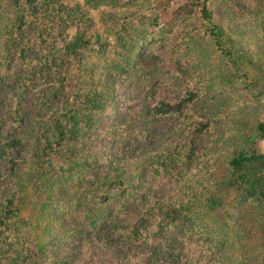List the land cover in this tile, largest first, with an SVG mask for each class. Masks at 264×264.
Segmentation results:
<instances>
[{
    "label": "trees",
    "instance_id": "1",
    "mask_svg": "<svg viewBox=\"0 0 264 264\" xmlns=\"http://www.w3.org/2000/svg\"><path fill=\"white\" fill-rule=\"evenodd\" d=\"M148 1L0 0V264H264V0Z\"/></svg>",
    "mask_w": 264,
    "mask_h": 264
},
{
    "label": "rangeland",
    "instance_id": "2",
    "mask_svg": "<svg viewBox=\"0 0 264 264\" xmlns=\"http://www.w3.org/2000/svg\"><path fill=\"white\" fill-rule=\"evenodd\" d=\"M67 1L70 4H74V3L81 4L83 2V0H67ZM126 1L127 0H120V2H126ZM184 1L185 0H149L148 3L146 4V6H148L146 7V12L147 14H149V16H154V14L155 15L157 14L159 22L162 23L166 19L169 18L172 9L175 7V4L181 3ZM130 9H131L130 7H121L120 10L129 11ZM110 10H111L110 7H100L99 9L92 11L91 17L94 20L95 24L99 25L98 18L100 16V12L107 11V13H114V9H112L111 11ZM230 12H231V8L225 4L221 5L219 11L217 10V7H216V17L221 21L223 20L221 19L222 16H225L224 20H227ZM236 12L240 14L239 11H236ZM149 16H147L146 19H149ZM259 147H260V150L264 152V141L259 143ZM192 173H195L198 177L204 176L202 173L198 172V170L196 169H194Z\"/></svg>",
    "mask_w": 264,
    "mask_h": 264
}]
</instances>
